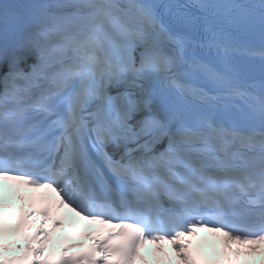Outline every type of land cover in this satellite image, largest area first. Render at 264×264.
I'll use <instances>...</instances> for the list:
<instances>
[{"label":"snow or ice","instance_id":"obj_1","mask_svg":"<svg viewBox=\"0 0 264 264\" xmlns=\"http://www.w3.org/2000/svg\"><path fill=\"white\" fill-rule=\"evenodd\" d=\"M257 34L264 0L0 5V264H136L149 243L208 264L191 249L201 234L219 246L211 264H264ZM5 182L23 214L9 230L43 217L19 256L5 255ZM24 187L57 203L29 210ZM64 209L109 231L83 254L40 259L62 223L47 228L49 213Z\"/></svg>","mask_w":264,"mask_h":264}]
</instances>
